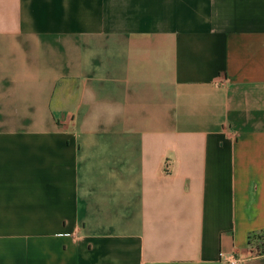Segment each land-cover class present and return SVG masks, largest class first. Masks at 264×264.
I'll list each match as a JSON object with an SVG mask.
<instances>
[{"label": "crops", "instance_id": "obj_1", "mask_svg": "<svg viewBox=\"0 0 264 264\" xmlns=\"http://www.w3.org/2000/svg\"><path fill=\"white\" fill-rule=\"evenodd\" d=\"M264 0H0V264H264Z\"/></svg>", "mask_w": 264, "mask_h": 264}, {"label": "built area", "instance_id": "obj_2", "mask_svg": "<svg viewBox=\"0 0 264 264\" xmlns=\"http://www.w3.org/2000/svg\"><path fill=\"white\" fill-rule=\"evenodd\" d=\"M223 263L225 264H240L241 261L234 255H226L223 257Z\"/></svg>", "mask_w": 264, "mask_h": 264}, {"label": "trees", "instance_id": "obj_3", "mask_svg": "<svg viewBox=\"0 0 264 264\" xmlns=\"http://www.w3.org/2000/svg\"><path fill=\"white\" fill-rule=\"evenodd\" d=\"M255 241H260L262 244V247L258 249V253L264 255V232L260 233V234H256L255 236H253V239Z\"/></svg>", "mask_w": 264, "mask_h": 264}]
</instances>
